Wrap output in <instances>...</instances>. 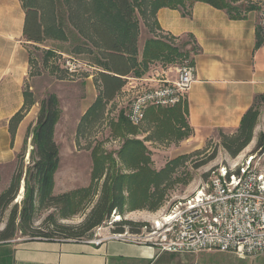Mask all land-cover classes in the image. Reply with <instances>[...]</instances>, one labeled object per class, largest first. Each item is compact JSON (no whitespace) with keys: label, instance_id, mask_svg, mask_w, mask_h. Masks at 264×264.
I'll return each instance as SVG.
<instances>
[{"label":"trees","instance_id":"obj_1","mask_svg":"<svg viewBox=\"0 0 264 264\" xmlns=\"http://www.w3.org/2000/svg\"><path fill=\"white\" fill-rule=\"evenodd\" d=\"M61 7H70V19L77 34L97 51L101 57L94 64L101 68L99 80L101 94L95 104L87 112L85 120L112 102L127 85L129 77H141L148 72L150 65L157 62L166 64L191 60L199 52L194 46L187 50L190 43L176 46L166 38L156 37L147 40L142 59L139 60L140 25L138 13L154 19L155 28H159L155 20L157 12L162 8L183 10L190 16L195 3L208 4L225 11L231 20H244L252 11H260L261 7L244 0H58ZM37 0H22L26 19L24 35L28 42L41 44L45 40L66 41L64 23L67 18L58 19L52 8L38 5ZM72 3V5L70 4ZM172 40L176 38L170 37ZM264 45V34L258 28L257 46ZM90 51V49H89ZM25 104L10 122V133L15 137L20 123L26 113L35 104L30 101L29 92H25ZM264 96L255 98L252 107L242 118L238 133L231 138H223V147L232 158L246 149L252 142L254 130L258 125ZM187 104L170 109L148 110L146 119L155 126V140L176 139L182 141L193 133L187 123ZM60 103L55 95L41 102L37 124L33 132L32 164L25 173V191L21 210L14 206L10 212L5 228L0 231V243L9 242L20 237L27 240L48 242H87L94 236L95 230L102 227L114 212L123 215L130 211L150 208L157 210L163 203L165 191L161 188L169 170L157 173L151 168V158L144 142L126 138L119 159L125 164L129 173H122L119 165L111 156L102 152L101 148L93 151V169L91 183L88 187L60 196L54 195L55 176L60 166V150L56 143V127L60 120ZM131 124L122 114L120 121L114 124L119 136H125L123 128H131ZM128 134H135L134 131ZM152 139V138H151ZM255 152L264 154V133L259 135ZM216 157L214 152L207 162ZM206 162V163H207ZM24 171L13 176L9 188L0 194V224L6 211L12 206L19 191ZM1 179V175H0ZM97 197V199H96ZM96 199V200H95ZM54 208L56 214L49 215L41 226H35V216L39 210ZM90 208L86 218L79 225L62 223L71 220L85 209ZM148 224L121 220L113 224V233L140 234ZM1 245V244H0Z\"/></svg>","mask_w":264,"mask_h":264},{"label":"rangeland","instance_id":"obj_2","mask_svg":"<svg viewBox=\"0 0 264 264\" xmlns=\"http://www.w3.org/2000/svg\"><path fill=\"white\" fill-rule=\"evenodd\" d=\"M20 1L22 2V0ZM24 1L26 2L27 0ZM35 4L52 8V12L55 10L53 12L54 16L59 20L67 18V21L64 23L67 40H45L41 44L31 43V45H27L31 59L25 92H29L30 101L35 104L29 109L28 112H31V114L23 125L21 131L22 140L20 149L15 155V161L10 163L4 170L5 176L7 179L10 177V180L20 171H24V175L17 196L12 206L6 211L0 224V230L5 228L12 208L14 206H17L19 210L22 208L26 195L25 173L32 164L33 132L37 124L41 102L51 95H55L59 99L61 112L55 135L61 160L55 176V196L83 189L90 185L93 169L92 154L95 148H101L102 152L118 162V169L122 173H129L130 171L118 157V153L122 149L126 138L144 142L151 158V168L157 173L165 171L169 165H175V170H169L170 172L166 175V180L161 187L165 191L164 203L157 210L153 211L147 207L135 211L126 209L123 215L114 212L111 219L102 226L104 228H113L115 222L127 220L148 224L149 230H146V233H148L152 228H155L156 222H162V218L175 202L188 197L199 186L208 181V173L212 168L238 162L244 156L251 154L257 157L262 156L260 162L261 170L264 173V154L261 155L259 152H255L259 135L264 133V114L259 121L251 144L237 158H232L224 149L223 138L234 137L238 131H216L214 134L202 136L205 139L202 140L201 138V140H195L190 144L186 143L189 138L182 141H178L175 138L171 140H155V126L148 119H145L139 127L131 126L130 129L123 128L125 134H127L126 137L119 136L114 124L119 123L122 114L127 119L126 115L131 100L138 90L130 89L128 93H121L117 99L115 98L112 102L105 104L103 109L93 114L88 120H85L87 112L101 94L102 87L99 80V72L92 71L94 73L92 78L89 77V73H80L72 76L67 74L63 69V60L67 56H73L96 66L94 64L95 59L100 58L101 55L90 45H87L77 34L76 28L70 19V7L68 5L61 7L58 0H37ZM70 4L72 5V3ZM138 17L140 25L139 38L141 39L139 60L141 61L143 46L157 32L152 17L149 15L144 17L140 13H138ZM156 37L158 36L156 35ZM164 38L176 44V46L190 43L187 50H191L194 46L192 39L188 37L180 40H172L169 36ZM181 64L180 60L172 64L157 62L150 65L148 72L141 77H149L154 66L175 67ZM96 67L101 69L98 66ZM262 113H264V109H262ZM131 130L135 134H128ZM193 135L194 132L190 137ZM14 139L15 137L12 138L10 133L9 123V146L11 148L15 146L14 143L11 144ZM214 152L216 153V157L207 162ZM174 161L176 164L173 165L172 162ZM89 211L90 208L85 209L71 220L60 222L79 225L86 218ZM51 214H56L54 208L39 210L35 216V226H41ZM126 232L131 234L128 229ZM18 235L21 237L20 234ZM3 253L4 249L0 246V259ZM174 258L183 264H264V254L258 258L241 259L233 254L207 251L198 254H178ZM165 260L168 261L169 259ZM159 264H162V262Z\"/></svg>","mask_w":264,"mask_h":264},{"label":"crops","instance_id":"obj_3","mask_svg":"<svg viewBox=\"0 0 264 264\" xmlns=\"http://www.w3.org/2000/svg\"><path fill=\"white\" fill-rule=\"evenodd\" d=\"M244 1L264 6V0ZM260 16L261 10L250 12L244 20H231L225 11L201 2L192 6L190 16L184 15L183 10L168 8L157 12L158 37H192L199 49L194 56L197 81L183 103L187 104L186 120L194 132L187 144L216 131L237 132L255 98L264 96V45L257 46ZM25 19L20 0H0V194L11 184L12 179H7L4 170L15 161L23 125L31 114L28 112L20 123L11 148L9 123L24 107L30 72L27 45L31 43L24 35ZM128 80L116 99L132 89L131 79ZM0 244L4 249L0 264H183L174 258L176 254H159L152 246L120 241L96 246L18 237Z\"/></svg>","mask_w":264,"mask_h":264},{"label":"built area","instance_id":"obj_4","mask_svg":"<svg viewBox=\"0 0 264 264\" xmlns=\"http://www.w3.org/2000/svg\"><path fill=\"white\" fill-rule=\"evenodd\" d=\"M258 24L264 34V6ZM63 69L69 75L101 72L88 62L67 56ZM135 92L127 112L128 122L139 127L148 110L170 109L183 104L197 81L191 60L175 67L154 66L149 77H129ZM127 78V80L129 79ZM129 81V80H128ZM131 89V90H132ZM262 156H244L238 162L212 168L208 181L191 195L174 203L155 228L140 234L113 233L99 227L87 241L100 246L109 241L148 245L159 254H198L207 251L244 258L264 254V173Z\"/></svg>","mask_w":264,"mask_h":264}]
</instances>
